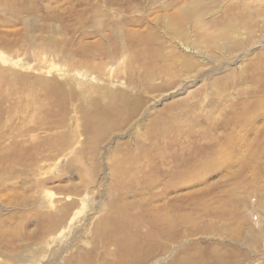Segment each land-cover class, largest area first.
<instances>
[{"label":"rangeland","instance_id":"rangeland-1","mask_svg":"<svg viewBox=\"0 0 264 264\" xmlns=\"http://www.w3.org/2000/svg\"><path fill=\"white\" fill-rule=\"evenodd\" d=\"M231 13L246 24L235 21L224 40ZM175 17L181 36L167 30ZM113 25L121 28V44L112 39ZM262 68L264 0H0V264H115L119 246L104 247L100 227L116 235L111 225L139 228L144 236L156 212L189 215V230L200 231L184 233L183 243L144 264H191L197 250L227 247L241 259L248 255L238 264H264V148L258 159L250 154L264 141ZM165 69L171 72L163 75ZM126 96L140 111L128 119L121 111L116 129L90 137L84 114L95 110L94 101L110 113ZM254 110L247 125L232 122L234 111L250 118ZM154 129L169 135L159 138ZM202 135L227 156L218 160V151V164L197 173L210 155L190 157L195 145L203 147ZM185 163L192 166L186 176L179 173ZM121 164L144 171L129 179L117 174ZM224 202L231 211L239 204L238 214L210 222L209 212ZM242 220L253 233L230 237L228 224L237 228Z\"/></svg>","mask_w":264,"mask_h":264},{"label":"bare ground","instance_id":"bare-ground-1","mask_svg":"<svg viewBox=\"0 0 264 264\" xmlns=\"http://www.w3.org/2000/svg\"><path fill=\"white\" fill-rule=\"evenodd\" d=\"M97 9V8H96ZM128 9V8H127ZM134 9V8H132ZM201 10V9H200ZM199 10V11H200ZM205 10V9H204ZM195 11V10H194ZM197 11V10H196ZM207 11V9H206ZM245 11V10H244ZM204 12V11H203ZM95 13V12H94ZM207 13V12H206ZM206 13H204L206 15ZM96 14V13H95ZM197 14V16H199L198 13H195ZM193 10L192 11H186L184 13L181 14V17H182V20H187L189 18H191L193 16ZM240 16V15H239ZM87 17V16H86ZM100 17V16H98ZM89 19V17H88ZM97 19V18H96ZM235 19V20H234ZM93 21V25L96 26L95 24V21L93 18L90 19V21ZM84 20H82L81 22H83ZM237 21V25H241V26H244L246 24V21H241V19H239V17H236L234 15H232V13L229 15V18L228 20L226 19V26L227 27H224V31L222 32V35H221V38L223 37L224 40H226V38H228L230 36L229 34V30H232L233 27H229L230 25H233L234 22ZM249 21V20H248ZM80 22V23H81ZM88 23V21H85ZM85 22L83 25H85ZM106 22V21H105ZM210 22V21H209ZM118 23V22H117ZM82 24V23H81ZM106 25V24H104ZM207 25V24H206ZM250 25V24H249ZM205 26V25H204ZM247 26V25H246ZM100 27V26H99ZM179 27H182L181 26V23L179 24V22H177V18L175 17L173 19L172 22H170V24L168 25V29L169 30V33L171 35H178L179 31H181V29ZM50 28V27H48ZM56 28V27H55ZM89 28V27H88ZM95 28V27H94ZM98 28V26H97ZM179 28V29H178ZM81 27L79 28V31H80ZM112 33V39H115V41H117L116 43H119L121 44L120 42V39H122L123 37L121 36V28L118 27V26H115L113 25V28H110ZM229 29V30H228ZM51 30V29H50ZM53 30V29H52ZM64 30L68 31V32H75L78 30V28L76 26L74 27H71V28H68L66 26H64ZM98 31H100V29H98ZM97 32V31H96ZM82 33V32H81ZM88 32H86V35H87ZM95 34V32H93ZM90 34V33H88ZM92 34V33H91ZM206 34V33H205ZM183 35V34H182ZM89 36V35H88ZM101 36V35H100ZM179 36H181V34L179 33ZM185 36V35H184ZM206 36V35H205ZM122 37V38H121ZM204 37V35H203ZM210 37V36H209ZM185 38V37H184ZM125 39V38H124ZM123 39V40H124ZM207 39V38H205ZM210 41V39H209ZM208 41V42H209ZM103 43H106V42H103ZM113 43V42H112ZM124 43V42H123ZM107 44V43H106ZM138 44V43H137ZM111 45V44H110ZM124 45V44H123ZM126 45V44H125ZM117 46V45H116ZM146 46V45H145ZM152 46V45H151ZM158 46V45H157ZM128 47V46H127ZM114 48V47H113ZM135 48V46H134ZM133 48V49H134ZM137 48V47H136ZM165 48V47H164ZM116 49V48H114ZM113 49V50H114ZM139 49V48H138ZM145 50V47L143 48ZM149 49V48H148ZM163 49V48H162ZM111 50V49H110ZM123 51H125V48L124 47H117V52L118 53H115L116 55L118 54H121L123 53ZM140 51V50H138ZM150 51V50H149ZM156 51V50H155ZM160 51V50H159ZM116 52V51H115ZM113 53V52H112ZM112 53H110L112 55ZM147 53V52H146ZM154 54V52H152ZM109 54V55H110ZM135 54V52H134ZM138 54V53H137ZM142 54V53H141ZM140 54V55H141ZM149 54V53H148ZM163 55V54H162ZM114 56V54H113ZM132 56V55H131ZM159 56V54H158ZM173 56V55H172ZM105 57V55H104ZM107 57V56H106ZM116 57V56H114ZM170 57V56H169ZM174 57V56H173ZM135 58V57H134ZM133 58V59H134ZM145 58V56H144ZM155 58V57H154ZM168 58V57H167ZM175 58H179V59H183V56H179V57H176ZM185 58V57H184ZM113 59V58H111ZM115 59V58H114ZM174 59V58H173ZM135 60V59H134ZM159 60V59H157ZM166 62H165V61ZM169 60V58H168ZM167 59H163V64L164 65H167L168 63V67H174L176 63H173V64H170L169 61ZM177 60V59H175ZM140 61V60H139ZM145 61V60H144ZM143 62V60H142ZM162 62V61H161ZM173 62V61H172ZM176 62V61H175ZM185 62V61H183ZM80 63V62H79ZM189 63V62H188ZM187 63V64H188ZM185 64V63H184ZM183 64V65H184ZM81 66V64H78ZM83 65V64H82ZM145 64H143L144 66ZM148 65V64H146ZM155 65V64H154ZM172 65V66H171ZM180 65V64H179ZM189 65V64H188ZM86 66V65H85ZM150 66V65H149ZM148 66V67H149ZM161 66V65H160ZM163 66V65H162ZM161 66V67H162ZM177 66V65H176ZM175 66V67H176ZM142 67V66H141ZM146 67V66H145ZM155 67V66H154ZM174 67V68H175ZM190 67V66H189ZM179 68V67H178ZM188 68V66H187ZM136 69V68H135ZM158 69H162V68H158ZM183 69H185V67L183 66ZM189 69V68H188ZM264 68H262L263 70ZM140 70V69H139ZM149 73H147L148 76H151V75H154V72L156 71L155 69H152L149 67V69H147ZM154 70V71H153ZM261 70V69H260ZM169 72H171L170 69H165L163 71H161V73L164 74H167ZM177 71V70H176ZM178 72V71H177ZM257 73H260V72H257ZM255 74V73H254ZM145 75V74H144ZM156 76V75H155ZM170 76V75H169ZM264 77V71H263V75ZM140 77V76H139ZM146 77V76H145ZM163 78V77H162ZM150 79V78H149ZM148 79V80H149ZM173 79V78H172ZM224 79V78H223ZM255 78H249V80H254ZM146 80V79H145ZM147 80V81H148ZM52 82H55L53 80H51ZM140 81V80H139ZM259 84H262L264 83V79H259L258 80ZM143 84V83H142ZM257 85V83H256ZM264 85V84H262ZM224 87V85H223ZM228 88V87H227ZM259 88V87H258ZM264 88V87H263ZM75 92V91H74ZM73 92V93H74ZM73 95V94H72ZM264 95V94H263ZM143 96V95H142ZM217 96V95H216ZM251 96V95H250ZM264 96H262L263 98ZM138 98V97H137ZM257 99V98H255ZM254 102V101H253ZM120 105H118L117 103L114 104V105H111V109L113 110L112 112L108 113L109 112V107L108 108H104L101 106V104L99 102H95L94 101V108L95 110L93 112H86L84 115H88V121L91 122V124H86V131H89L87 132L88 135H90V137L93 135V134H96V136H100V133L103 132L104 128L107 126V127H110L111 128V131L116 129L117 126H115V120H118V118H120L119 114L120 112L122 111V113H126V117L128 119V117H131L133 114L137 113L140 111L141 107H140V104L139 102L137 103V100L135 99L134 96H126L125 97V100L122 102L120 101ZM81 104V103H80ZM252 105V104H251ZM257 104L255 103L254 105H252V108L254 109L255 107L258 109V107L256 106ZM260 105H262L261 107H264V98L262 99V102H260ZM259 105V106H260ZM255 106V107H254ZM250 108V111H251V106L249 105L248 106ZM246 109H248L247 107H245ZM244 108V109H245ZM255 108V109H256ZM260 108V107H259ZM261 109V108H260ZM264 110V108H262ZM182 111V110H181ZM255 111V110H254ZM257 111V110H256ZM254 114H252V116L249 118L245 113L247 112H242V114L238 111H234V117H233V120L232 122H237V124H240L241 126L243 125H247L248 123L251 122V118L253 117H256L258 112H256ZM165 112V111H164ZM167 112V111H166ZM249 112V111H248ZM177 113V112H175ZM232 113V112H231ZM168 114V113H167ZM233 114V113H232ZM249 114V113H248ZM264 114V113H263ZM263 114H260V116H262ZM164 115V114H163ZM180 115V114H179ZM177 116V115H176ZM193 116V115H192ZM164 117V116H162ZM173 117V116H172ZM178 118V117H176ZM180 118V117H179ZM263 118V117H262ZM125 119V120H127ZM167 119L168 117H164L162 118V120L160 121V123L162 124H169L167 122ZM171 119V118H170ZM108 120V121H107ZM109 122H110V125H109ZM122 122V121H121ZM109 125V126H108ZM91 126V127H90ZM250 126V125H249ZM263 126V125H262ZM106 127V128H107ZM155 128H160L159 127V124L157 123L155 126ZM168 127V126H166ZM170 128V127H169ZM157 129H154L155 133H157L156 135L159 136L160 134H163L164 136H167L169 135V132L167 130H163L161 132V130L159 129V131ZM108 131V130H107ZM171 132V131H170ZM168 133V134H167ZM250 133V132H249ZM248 133V134H249ZM159 134V135H158ZM167 134V135H166ZM200 134V133H199ZM206 134V133H205ZM106 136V135H105ZM155 136V137H157ZM172 136V135H171ZM97 138V137H96ZM160 138V136H159ZM167 138V137H166ZM204 139V140H201L203 141L204 144H201L203 145V147H200L199 145H195L191 150H193V152H191V154H193L192 156H190L191 158H193V160L196 161V157H202L203 159L205 158V155L206 154H210L208 156V159H206L202 164L200 165H196L194 169V172H199V171H202L204 169H206L207 167H213L216 164V156H217V153L219 151V159H221V157L223 158H226L225 156H227L225 154V151L224 150H221L220 151V147H216L215 145H207V139H206V135H202L200 138H199V143L201 142L200 139ZM97 139H95L96 141ZM99 142V141H98ZM226 142V141H225ZM251 145V144H250ZM241 146V144H240ZM200 147V148H198ZM244 147H245V144H244ZM250 147V146H247V148ZM262 148H264V141H258L257 145L254 147V146H251L250 147V150L253 151L250 152V154H252V156H258V158L261 157L260 154H257V152L259 150H263ZM164 150V149H163ZM142 151V150H141ZM238 150L234 149L233 150V153L237 152ZM247 151H249V149H247ZM163 152V151H162ZM161 151L155 152V155L156 156H160L158 154H160ZM224 155H223V154ZM238 153V152H237ZM144 154H146V152H144ZM155 156L153 155H144V159L145 161L153 158ZM213 158V161L212 158ZM230 157V156H229ZM141 158V157H140ZM251 157H248V156H245V158H243L244 160H248L246 163L247 165L249 166L251 161L250 159ZM199 159V158H198ZM228 159V158H227ZM230 159V158H229ZM139 160V158H138ZM185 160V159H184ZM202 160V159H201ZM215 160V161H214ZM133 161V160H132ZM136 161V160H135ZM188 161V160H187ZM151 162V161H150ZM192 162V159L188 161L187 164H191ZM197 162V161H196ZM231 162V161H230ZM136 163V162H135ZM176 163V162H175ZM186 164V163H185ZM185 165L184 168H180V171L179 172L180 174H183L186 176V174H190L189 171L192 170V166H188V165ZM199 164V163H198ZM221 164V163H220ZM123 164L120 165V170L118 171L117 174H122L124 175L125 177L127 178H134L136 175L138 174H141L143 171L142 169L140 170H133V169H130L129 167H122ZM134 165V164H133ZM139 165V164H138ZM178 165V164H177ZM126 166H129V165H126ZM137 166V165H136ZM181 166V165H180ZM184 166V165H183ZM239 166V165H238ZM135 167V166H134ZM182 167V166H181ZM241 168H239V170L237 172H240V170H243L242 169V166H240ZM161 168V167H160ZM160 168H158V171H160ZM245 168V167H243ZM144 169V168H143ZM161 172V171H160ZM178 172H176L173 176H171V180H175V179H172V177H177ZM151 174V173H150ZM163 174V173H162ZM155 175V174H154ZM118 176V175H117ZM165 176H168V175H165ZM190 175H187V177H189ZM123 177V176H122ZM124 177V178H125ZM144 177V176H143ZM149 177V176H148ZM160 176H156L155 175V178L152 179V181H159ZM162 177V176H161ZM118 178H121L118 176ZM123 179V178H121ZM120 179V180H121ZM159 179V180H158ZM124 180V179H123ZM170 180V181H171ZM134 181V180H133ZM133 181L131 180V182L133 183ZM138 181V180H137ZM130 182V181H129ZM145 182V181H144ZM122 183V182H121ZM170 183V182H169ZM244 183H246V181H244ZM131 184V183H130ZM144 184V183H143ZM153 184V183H152ZM184 184V183H183ZM136 185V184H135ZM185 185V184H184ZM154 186V184L151 186V185H147L145 184V188L146 190L144 191H149L152 187ZM124 187V186H123ZM135 187V186H134ZM169 187V186H168ZM136 188V187H135ZM154 188V187H153ZM132 189V188H131ZM141 189V188H140ZM159 189V187H158ZM139 190V189H138ZM157 190V189H156ZM168 190V189H167ZM153 191V190H152ZM159 191V190H158ZM141 192V190H140ZM145 192V193H146ZM126 193H130V191L126 190L124 192V196ZM160 193V192H157V194ZM164 193V192H163ZM123 194V193H122ZM156 194V195H157ZM145 195V194H143ZM150 195V194H149ZM118 196V195H117ZM122 195V198L124 197ZM236 204V203H235ZM134 205V204H133ZM230 204H227L224 202V204L222 205V208L219 209L220 211L214 213L213 211H208L209 212V215H211L210 217L212 219H210V222H213V221H217L216 219H218L219 221L220 220H225V217L228 213V216L229 214L233 215L235 217L236 214H238V205H235V207L233 208V210L231 211L229 208H231V206H229ZM206 206V205H205ZM134 207V206H133ZM204 207V205H203ZM217 206H215L216 208ZM146 209V208H145ZM227 209L229 212H227ZM172 210V209H171ZM170 210V211H171ZM216 210V209H215ZM169 212V210H168ZM233 212H235L236 214L234 215ZM176 214V213H175ZM118 215V214H117ZM126 215V214H124ZM133 215V214H132ZM136 215V214H135ZM147 216V213L145 212V214ZM120 216V215H118ZM136 217V216H135ZM234 219V218H233ZM114 221L115 219H112V218H108L106 219V221ZM208 220V219H206ZM105 220L102 221V224L103 225V222L105 223L106 222ZM150 221V223L148 222ZM195 221V218H192L190 217L189 215H172V213L168 214V213H165L163 214L162 212H156V214L150 216V218L148 220H146V222H148V225H153L154 227L152 228V232L150 231V234H147V235H144V236H141V234L139 233L138 229H133V230H125L124 227L122 228L121 226H113L111 225L110 228L112 229H116L118 235L116 234H113V233H110L109 232V228H106V226H101L100 227V233L101 235L104 237V240H103V244H104V247L108 245V243H114V244H117L119 246V251L117 252V257L119 259L116 258V261L114 262L115 264H144V263H147V262H150L151 259L153 260L154 258L156 257H161L162 255H165L167 253H169L170 249L171 248H174L175 245L177 244H181L183 243L184 241V233H194L196 231H200V230H194L193 228L191 230L190 229V225L191 223H193ZM115 222V221H114ZM152 223V224H151ZM241 225L237 226V228L235 227V224L231 225V227L229 226L230 224H228L227 226V230H230L228 232V234H230V237H234V238H238L239 240H242V239H245L246 238V234L247 232H250V233H253L254 229L250 227L249 223L245 220V221H241L240 222ZM117 224V222H116ZM119 225V224H118ZM207 225V224H206ZM198 228H199V225H196ZM229 227V228H228ZM201 229V228H200ZM55 230V229H54ZM202 232V231H201ZM262 234H264V227L262 229ZM228 248V247H227ZM227 248L222 250V251H214V250H211L210 248L207 249V250H197L195 253H193L192 255V258H191V261L190 263L192 264L195 263V264H238L239 262H242V260H246L248 259V255H244V258L241 259V256L240 254L242 255V253L238 254L236 253L235 251H227ZM172 250V249H171ZM115 259V257L113 258ZM186 262V261H185ZM185 262L183 264H185Z\"/></svg>","mask_w":264,"mask_h":264},{"label":"crops","instance_id":"crops-1","mask_svg":"<svg viewBox=\"0 0 264 264\" xmlns=\"http://www.w3.org/2000/svg\"><path fill=\"white\" fill-rule=\"evenodd\" d=\"M76 32H74V34H75ZM51 40H49L48 42H50ZM47 44V43H46ZM45 44V45H46ZM80 54H83V55H85V53L83 52V51H81V52H79ZM55 85H58V83L57 82H55ZM106 108V107H105ZM84 120H85V124L84 125H86V124H91V122H89L88 121V115H85V117H84Z\"/></svg>","mask_w":264,"mask_h":264}]
</instances>
